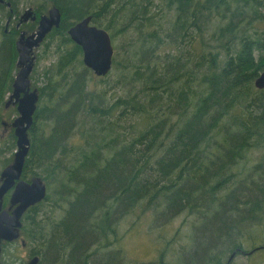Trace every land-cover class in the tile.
Here are the masks:
<instances>
[{"label": "trees", "instance_id": "1", "mask_svg": "<svg viewBox=\"0 0 264 264\" xmlns=\"http://www.w3.org/2000/svg\"><path fill=\"white\" fill-rule=\"evenodd\" d=\"M45 1L32 22L38 26L50 4L62 20L44 40L46 56L57 58L38 87L23 178L39 176L59 190L25 212L20 238L2 243L0 262L11 264L10 247L20 242L29 248L21 264L34 257L38 264H121L109 248L139 207L153 213L155 229L181 213L199 218L187 251L193 258L184 264L225 263L248 245L263 252L264 89L254 82L264 70V0ZM17 2L0 0V178L17 150L10 124L3 135L18 113L8 105L16 42L22 30L37 28L17 26ZM88 16L115 49L112 70L94 88L95 73L68 33ZM252 151L258 163L249 164ZM10 200L11 191L3 209Z\"/></svg>", "mask_w": 264, "mask_h": 264}, {"label": "water", "instance_id": "2", "mask_svg": "<svg viewBox=\"0 0 264 264\" xmlns=\"http://www.w3.org/2000/svg\"><path fill=\"white\" fill-rule=\"evenodd\" d=\"M32 14V11H26L20 24L23 20H28ZM32 18L36 19V16L33 15ZM61 19L62 14L59 8L53 6L48 14L41 16L36 31L27 34L28 31L23 30L16 42L19 53L18 70L8 105H16L19 113L11 122L17 137V150L13 162L2 171L0 178V254L3 241L10 242L20 236L21 218L25 212L31 206L45 200L48 194L47 185L41 177L35 176L31 180L23 178L24 165L31 145L29 129L34 123L39 101L38 89H31L29 77L33 70L34 57L32 54L35 48L45 40L54 27H59ZM91 20V16L82 19L74 24L68 33L72 40L82 47L85 66L97 76H105L112 69L115 49L109 32L103 27L92 24ZM254 83L256 88L264 89V70ZM4 124L7 123L4 122ZM10 191H12L11 206L9 209H3L4 197ZM257 248L251 251L242 249L237 251L252 254ZM237 251L230 255L227 262L217 264H230ZM37 260L38 257H34L28 264H37Z\"/></svg>", "mask_w": 264, "mask_h": 264}, {"label": "rangeland", "instance_id": "3", "mask_svg": "<svg viewBox=\"0 0 264 264\" xmlns=\"http://www.w3.org/2000/svg\"><path fill=\"white\" fill-rule=\"evenodd\" d=\"M45 2V0H18L17 11L20 12L21 16L26 10L32 11V16H37L35 10H37L39 4H44ZM50 8L51 4L46 8V11H44L45 14L48 13ZM32 16L29 17L27 24H25V29L33 30V28L37 26V22H32ZM17 18L18 17H16L15 20H17ZM8 20L11 21L10 18L7 19V21ZM17 22H19V20H17ZM27 34L30 33L28 32ZM122 42L123 38L119 36L116 43L121 45ZM45 44V41L42 42L37 48H35L32 54L34 57V63L33 70L29 77L32 90L35 88L38 89V87L44 83V71L57 58L54 54L46 56ZM115 74H117V70H115ZM101 82L100 78L94 74V81L91 82V88L96 87ZM120 88L121 85L114 87V94L118 92ZM123 93L125 94V92H120V94ZM10 95H8V99ZM18 114L19 113L13 114L12 116L15 118ZM9 124L11 125L10 122L6 124V127L3 130V135L7 134L9 127L12 126ZM82 140L81 136H79V139L75 138L73 140L72 145L76 143L79 144ZM14 152L15 150L13 151V154ZM260 158L261 155L258 151H252L248 156V162L249 164H255L258 163ZM46 185L49 193L52 192L53 194L59 190L52 184V182L51 184L46 183ZM57 197L58 196L54 195L53 198ZM153 217V213H147V210L143 211L142 208L139 207L121 222V225L119 226V239L109 248L117 251L119 257L122 258L121 264H184L185 262L192 260L193 255H189L187 251L190 250L193 245L191 233L195 226L199 225V218L195 214L185 212L174 217L167 225L155 229L151 228ZM174 235L177 239L176 242L167 247V240H170ZM245 240H247V237ZM248 246L249 248H246V251L253 249L250 245ZM183 248H185L186 252H184ZM104 252L105 251L103 250L100 251V255L103 257L110 254ZM256 252L258 253H253V255L250 256L240 254L231 264H264V251ZM9 257L13 261L11 264H21L19 263L20 260L26 262L29 259V248H23L20 242H16L14 246L10 247Z\"/></svg>", "mask_w": 264, "mask_h": 264}, {"label": "bare ground", "instance_id": "4", "mask_svg": "<svg viewBox=\"0 0 264 264\" xmlns=\"http://www.w3.org/2000/svg\"><path fill=\"white\" fill-rule=\"evenodd\" d=\"M2 1H3V0H2ZM8 3H10V2H7V5H8ZM8 6H11V3H10V5H8ZM51 8H52V7H51ZM51 8H50V9H51ZM50 9H49V10H50ZM49 10H48V13H49ZM26 11H27V10H26ZM26 11H25V13H26ZM25 13H24V14H25ZM48 13H47V14H48ZM24 14H23V15H24ZM23 15L21 16V19L23 18ZM42 15H44V14H42ZM42 15H41V16H42ZM31 16H32V15H31ZM31 16H30V17H31ZM35 16H36V15H35ZM41 16H40V18H41ZM40 18H39V20H40ZM21 19H20V20H21ZM28 19H29V18H28ZM36 19H37V16H36ZM36 19L31 18L32 21H34V20H36ZM39 20H38V25H39ZM61 20H62V19H61ZM9 21H10V20L7 21V24H6V25L10 24ZM27 21H28V20H27ZM27 21H26V20H23L22 23L27 22ZM22 23L20 24V21H19L18 24H17V26L20 27V26L22 25ZM37 29H38V26H37ZM18 54H19V53H18ZM111 70H112V69H111ZM108 74H109V73H108Z\"/></svg>", "mask_w": 264, "mask_h": 264}, {"label": "flooded vegetation", "instance_id": "5", "mask_svg": "<svg viewBox=\"0 0 264 264\" xmlns=\"http://www.w3.org/2000/svg\"><path fill=\"white\" fill-rule=\"evenodd\" d=\"M30 17V16H29ZM20 19H21V17H20ZM20 21V20H19ZM27 21V20H26ZM11 193H12V191H11ZM9 211H11V210H9ZM23 217H24V215H23ZM23 217L21 218V223L23 222ZM23 224V223H22ZM22 226L23 225H21V227H20V229H19V233H20V230H21V228H22ZM20 238V236L17 238V239H15V240H13V241H10V242H14V241H17L18 239ZM3 242H9V241H3ZM22 246L24 247V245L22 244ZM241 254H244V253H241ZM245 255V254H244ZM39 263V259L37 260V264ZM2 264V263H1Z\"/></svg>", "mask_w": 264, "mask_h": 264}]
</instances>
